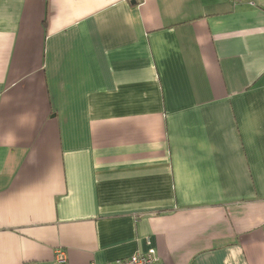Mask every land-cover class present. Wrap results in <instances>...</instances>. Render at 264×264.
I'll use <instances>...</instances> for the list:
<instances>
[{
  "label": "crops",
  "instance_id": "crops-1",
  "mask_svg": "<svg viewBox=\"0 0 264 264\" xmlns=\"http://www.w3.org/2000/svg\"><path fill=\"white\" fill-rule=\"evenodd\" d=\"M264 264V0H0V264Z\"/></svg>",
  "mask_w": 264,
  "mask_h": 264
},
{
  "label": "built area",
  "instance_id": "built-area-1",
  "mask_svg": "<svg viewBox=\"0 0 264 264\" xmlns=\"http://www.w3.org/2000/svg\"><path fill=\"white\" fill-rule=\"evenodd\" d=\"M232 5L239 6L245 3L247 0H228ZM59 264L65 263V254L64 252H59L57 255ZM159 261L157 252L155 250H151L147 254L136 253L130 258L119 259L107 264H156Z\"/></svg>",
  "mask_w": 264,
  "mask_h": 264
}]
</instances>
